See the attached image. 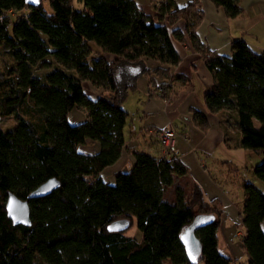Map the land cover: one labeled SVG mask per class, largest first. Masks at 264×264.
Masks as SVG:
<instances>
[{
	"label": "trees",
	"instance_id": "obj_1",
	"mask_svg": "<svg viewBox=\"0 0 264 264\" xmlns=\"http://www.w3.org/2000/svg\"><path fill=\"white\" fill-rule=\"evenodd\" d=\"M0 0V45L14 63L0 71V115L14 114L13 130L0 128V264H264V191L243 183L238 207L245 228L243 248L248 259L238 261L218 248L222 203L208 200L193 183L185 200L180 188L174 201L163 198L175 178L189 167L175 152L155 157L132 150L128 171L105 181L100 172L115 162L124 147L130 119L122 105L136 88L140 75H149L144 58L177 65L173 40L187 39L212 75L203 103L240 131L238 145L262 155L253 172L264 182V53L234 39L229 57L203 47L197 28L204 13L199 0L177 6L173 0L155 4L157 14L144 12L135 0ZM227 16L241 12L239 0H211ZM184 31L168 30L177 21ZM165 21V23H164ZM107 54L113 55L110 59ZM52 55L54 58H48ZM65 68L46 73L50 64ZM38 65L45 72L35 69ZM46 73V74H45ZM85 82L101 92L86 93ZM35 120L19 116L18 108ZM77 108L85 120L71 123ZM193 122L209 128L205 113L193 110ZM87 139L100 144L85 154L78 145ZM61 185L51 194L32 199L30 226L14 225L7 217L8 191L21 198L48 178ZM196 214H210L213 222L196 231L202 250L190 261L181 234ZM127 219L136 223L141 238L107 226Z\"/></svg>",
	"mask_w": 264,
	"mask_h": 264
},
{
	"label": "crops",
	"instance_id": "obj_2",
	"mask_svg": "<svg viewBox=\"0 0 264 264\" xmlns=\"http://www.w3.org/2000/svg\"><path fill=\"white\" fill-rule=\"evenodd\" d=\"M159 1L135 0L144 12L151 15L157 14L154 5ZM173 1L177 6H184L192 0ZM199 3L204 18L197 28V37L203 47L229 57L232 40L242 39L253 50L264 53V0H239L241 12L234 18L227 16L225 10L216 6L211 0H199ZM184 26L185 22L179 20L174 25L168 26V30L178 28L185 32ZM173 46L180 56L177 65L144 58L149 75L138 76L136 88L130 92L133 97L135 95L136 114L130 115L125 126L124 147L119 158L103 168L100 176L112 183L115 173L130 170L135 162L132 150L163 157L164 152L155 133L165 127L176 129L178 133L176 153L189 167V174L175 178L173 185L165 191L174 186H181L186 194H190L193 183H196L208 200L217 198L221 201L218 248L238 261L247 260L248 254L243 248L244 232L237 229L238 224L242 223L239 206L237 207L224 189L218 186L209 171V168L218 170L217 165L222 166L225 162L215 156L216 151L222 150V144L228 148L241 147L238 145L240 131L236 124L225 121L219 113H209L205 108L203 95L212 86V75L200 54L192 48L188 39L184 43L173 40ZM107 57L114 58L110 54H107ZM84 84L95 89L96 95L101 92V89L94 87L90 82ZM194 109L206 114L209 122L207 131L204 132L195 126L192 118ZM77 110L79 109L74 108L68 114L72 113L75 119L70 121L71 123L85 120V114L81 110L82 116L74 113ZM230 139L232 142L228 141ZM99 149V142L91 139L78 145V150L85 154L96 153ZM228 171L230 170L227 169L226 172L221 170L220 173L226 175ZM174 200L175 195L168 201ZM170 263L168 259L164 260V264Z\"/></svg>",
	"mask_w": 264,
	"mask_h": 264
},
{
	"label": "rangeland",
	"instance_id": "obj_3",
	"mask_svg": "<svg viewBox=\"0 0 264 264\" xmlns=\"http://www.w3.org/2000/svg\"><path fill=\"white\" fill-rule=\"evenodd\" d=\"M155 1H159V0H155ZM43 2H44V6L47 9H49L50 7L48 4V0H43ZM159 2H157V4ZM73 4L76 8L82 6V4H80L77 0H74ZM48 58L53 59L54 57L52 55H49ZM13 63H14V61H13L12 55L10 53H8L7 51L3 50L2 45H0V71L8 70V67L10 65H12ZM49 66H51V67L46 69V73H49L55 69H62V67L65 68L60 63H58V64L56 63V66L53 64H50ZM35 69L40 71V72H45L44 71L45 69L39 67L38 65L35 66ZM89 87H90L89 85H87V84L85 85L86 93L89 94L90 96H95L97 94L95 92H97V91L95 89H93L91 87L89 88ZM122 107L125 110L129 111V115H132V116L135 115L136 114L135 95L133 97V95L130 93L128 99L123 103ZM18 113H19V116L28 118L30 120L36 119V118H33L30 114H28L25 111L24 106H20L18 108ZM74 113H79L78 115L82 116L80 110H77ZM68 116H69L70 121H75L72 113H70V115H68ZM17 123H18V116L14 115V114H10L8 116H4L1 118L0 128L4 131H10L16 127ZM228 141L232 142L231 139ZM221 148H222V150L216 151L217 153L215 156L217 158L223 159L225 162L223 163L222 166L217 165L218 170H216L215 168H209V171L212 175V178L217 182V184H219L218 186H220L221 189L222 188L224 189V191L226 192V194H228V197L231 199V201H233L234 204H236L237 206L241 207V205L243 204L242 200H243V183H244V181H249L251 183H254L262 191H264V182L259 180L253 172L254 166L261 161L262 155L261 154L258 155L255 152L248 150V149H245L243 147L234 146V147L228 148V147H226V145L222 144ZM164 156H166L168 158L171 155L167 156L164 153ZM227 169L230 170L227 172L228 174L225 175V174L220 173L221 170L226 172ZM177 188L178 189L180 188L185 200H187L190 197L191 192H190V194H186L184 189L181 188V186H177V187L174 186L172 189H169V190L164 192L163 198L165 200H169L174 195L176 198ZM237 227H238L237 229H240L243 232L245 231V228H244L242 223L238 224ZM127 234L134 236L138 239L141 238V232L137 228L135 222L133 223L131 228H129L127 230ZM168 260L170 261V259H168ZM170 264H172V263H170Z\"/></svg>",
	"mask_w": 264,
	"mask_h": 264
},
{
	"label": "water",
	"instance_id": "obj_4",
	"mask_svg": "<svg viewBox=\"0 0 264 264\" xmlns=\"http://www.w3.org/2000/svg\"><path fill=\"white\" fill-rule=\"evenodd\" d=\"M30 5H37L40 0H26ZM0 115V120H1ZM61 182L56 177H51L39 184L35 189L30 191L26 198L17 196L14 192L8 191L5 200V209L7 217L14 225L21 224L23 226H30L31 220V207L29 201L36 198L45 197L51 194L55 189L59 188ZM214 216L210 214H196L192 221L184 228L181 234V240L184 244L185 253L190 261L198 259L200 256L202 245L198 238L196 231L213 222ZM130 226V222L127 219H118L111 222L107 229L110 232L125 231Z\"/></svg>",
	"mask_w": 264,
	"mask_h": 264
},
{
	"label": "built area",
	"instance_id": "obj_5",
	"mask_svg": "<svg viewBox=\"0 0 264 264\" xmlns=\"http://www.w3.org/2000/svg\"><path fill=\"white\" fill-rule=\"evenodd\" d=\"M155 135L165 155L170 156L176 152L178 136L176 129L165 127L158 130Z\"/></svg>",
	"mask_w": 264,
	"mask_h": 264
}]
</instances>
